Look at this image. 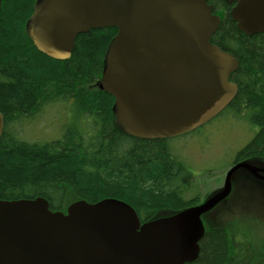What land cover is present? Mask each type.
<instances>
[{
  "label": "water",
  "instance_id": "1",
  "mask_svg": "<svg viewBox=\"0 0 264 264\" xmlns=\"http://www.w3.org/2000/svg\"><path fill=\"white\" fill-rule=\"evenodd\" d=\"M225 2L234 4L231 17L240 31L264 33V0ZM220 23L208 0H40L27 32L40 52L66 60L78 35L117 28L98 86L114 97L125 133L157 140L202 127L237 95L230 78L240 62L211 42ZM3 129L0 113V137ZM240 169L264 173L248 161L236 163L223 188L202 204L144 224L123 202L79 200L63 212L42 197L0 199V264L193 262L205 235L202 217L227 199Z\"/></svg>",
  "mask_w": 264,
  "mask_h": 264
},
{
  "label": "trees",
  "instance_id": "2",
  "mask_svg": "<svg viewBox=\"0 0 264 264\" xmlns=\"http://www.w3.org/2000/svg\"><path fill=\"white\" fill-rule=\"evenodd\" d=\"M39 1L3 0L0 9V199L42 197L52 211L63 212L79 200L123 202L142 224L199 205L198 185L174 154L173 138L146 140L125 133L117 123L114 97L98 86L118 29L80 34L69 59H53L27 32ZM208 3L221 18L211 42L240 62L231 75L238 92L225 113L241 116L257 130L235 163L264 161V33L249 37L240 31L231 17L234 4ZM71 100L79 114L74 133L62 129L61 136L47 141L22 137L26 122ZM212 216H203L200 254L187 264H264L263 250L249 241L235 245L228 227Z\"/></svg>",
  "mask_w": 264,
  "mask_h": 264
},
{
  "label": "rangeland",
  "instance_id": "3",
  "mask_svg": "<svg viewBox=\"0 0 264 264\" xmlns=\"http://www.w3.org/2000/svg\"><path fill=\"white\" fill-rule=\"evenodd\" d=\"M218 10L220 12L219 8ZM78 115L73 100L66 103L65 107L51 106L44 109L37 120L24 124L22 137L27 140L44 138L47 141L57 138L59 134L61 136L62 129L74 133L72 129ZM256 132L241 116L227 112L202 127L171 140L174 154L186 162L194 175L201 201H206L223 188L227 172L238 153L250 143ZM247 161L254 166L264 167L262 159ZM248 177L244 169L238 170L232 179L230 195L208 215L212 214L211 218H217L218 222L228 227L235 245L249 241L264 253V191L261 193L256 186L246 182L241 185ZM262 188L264 189V184Z\"/></svg>",
  "mask_w": 264,
  "mask_h": 264
},
{
  "label": "flooded vegetation",
  "instance_id": "4",
  "mask_svg": "<svg viewBox=\"0 0 264 264\" xmlns=\"http://www.w3.org/2000/svg\"><path fill=\"white\" fill-rule=\"evenodd\" d=\"M215 11V10H214ZM216 14V13H215ZM230 80H231V78H230ZM232 81V80H231ZM231 104V103H230ZM229 108V105L218 115V116H216V117H219V116H221L222 114H224L226 111H227V109ZM215 117V118H216ZM214 118V119H215ZM236 161H234V164L233 165H235L236 163H235ZM256 167H258L259 169H264V167H262V166H256ZM248 173V178H246L247 179V181L245 180V181H242L243 183L241 184V185H245L246 183L247 184H249V185H253V186H256L257 187V189L258 190H260L261 191V193H262V190L264 191V189L262 188V184H264V180L262 179V178H260V177H262V176H264V173H262V172H260L259 173V175H260V177H256V176H254V175H252L251 173H249V172H247ZM252 176V177H251ZM249 180H251V181H253L255 184H253L251 181H249ZM244 182H246L245 184H244ZM256 192V191H255ZM262 196L263 195H261V198H262ZM264 197V196H263ZM204 201H201L200 202V204H202ZM199 204V205H200ZM219 205V204H218ZM217 205V206H218ZM216 206V207H217ZM215 207V208H216ZM215 208H213L212 210H210V211H208L206 214H208V213H210L211 211H213ZM205 214V215H206ZM202 219H203V217H202Z\"/></svg>",
  "mask_w": 264,
  "mask_h": 264
}]
</instances>
